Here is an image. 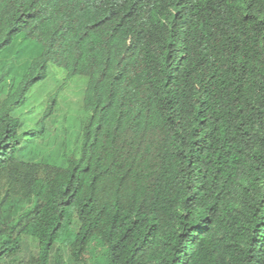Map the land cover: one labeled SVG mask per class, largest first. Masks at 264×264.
Here are the masks:
<instances>
[{"label":"trees","instance_id":"16d2710c","mask_svg":"<svg viewBox=\"0 0 264 264\" xmlns=\"http://www.w3.org/2000/svg\"><path fill=\"white\" fill-rule=\"evenodd\" d=\"M0 264H264V0H0Z\"/></svg>","mask_w":264,"mask_h":264},{"label":"rangeland","instance_id":"374dc122","mask_svg":"<svg viewBox=\"0 0 264 264\" xmlns=\"http://www.w3.org/2000/svg\"><path fill=\"white\" fill-rule=\"evenodd\" d=\"M26 54L28 56L35 55V48L33 46L29 47L26 50ZM52 68L53 65L50 66V71L52 70ZM64 77L65 75L61 74V77L48 79V83L46 82V79L39 81L31 90L29 98H27V102L24 104L27 107H31L33 105H39L43 103L46 99L53 95L60 96L59 106L57 105L56 109V115H59V121H54L52 126L49 125V129L52 132V136L49 139V142H51L50 147L54 144H57V141L54 137H57L58 134L62 133V127H60L61 117L64 114L66 115V119L63 120V125L68 126L71 117L77 112L81 101V85H76L74 84V82L72 83V81L76 79L66 81ZM71 83L73 84L72 86ZM66 88H68L67 91ZM65 91L67 92V94L65 97H62L61 95H63Z\"/></svg>","mask_w":264,"mask_h":264},{"label":"clouds","instance_id":"9594fccd","mask_svg":"<svg viewBox=\"0 0 264 264\" xmlns=\"http://www.w3.org/2000/svg\"><path fill=\"white\" fill-rule=\"evenodd\" d=\"M52 70L53 71H55V73H52L51 74V78L52 79H54V78H58V77H61V74H63V72H60V70H58V69H56V68H52ZM66 77V76H65ZM65 77H64V79H65ZM74 79H76V80H73L72 81V83L74 82V84H76V85H81V88H80V96H81V100H82V92H83V88H84V86H85V83H84V80L83 79H81V78H77V77H75ZM66 81H68L67 79H65ZM71 83V86L73 85ZM70 86V87H71ZM67 89L68 88H66V91H67ZM64 92V94L63 95H61L62 97H65L66 96V94H67V92ZM57 98H58V106H59V98H60V96H57ZM80 112H81V101H80V105H79V107H78V109H77V112L71 117V119H74L76 116H78V113L80 114ZM64 117H66V115L64 114L63 115ZM63 116L61 117V122H60V124H62L63 125V122H62V118H63ZM70 119V120H71Z\"/></svg>","mask_w":264,"mask_h":264}]
</instances>
